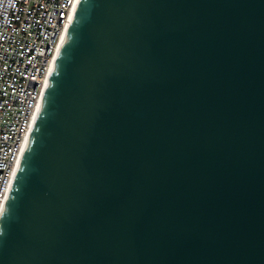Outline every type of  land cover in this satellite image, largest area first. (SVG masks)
Wrapping results in <instances>:
<instances>
[{
  "label": "water",
  "instance_id": "1",
  "mask_svg": "<svg viewBox=\"0 0 264 264\" xmlns=\"http://www.w3.org/2000/svg\"><path fill=\"white\" fill-rule=\"evenodd\" d=\"M0 264H264V0H77Z\"/></svg>",
  "mask_w": 264,
  "mask_h": 264
},
{
  "label": "built area",
  "instance_id": "2",
  "mask_svg": "<svg viewBox=\"0 0 264 264\" xmlns=\"http://www.w3.org/2000/svg\"><path fill=\"white\" fill-rule=\"evenodd\" d=\"M77 0H0V213Z\"/></svg>",
  "mask_w": 264,
  "mask_h": 264
},
{
  "label": "bare ground",
  "instance_id": "3",
  "mask_svg": "<svg viewBox=\"0 0 264 264\" xmlns=\"http://www.w3.org/2000/svg\"><path fill=\"white\" fill-rule=\"evenodd\" d=\"M66 32V31H65ZM65 32H64V34H65ZM64 34H63V37H64ZM63 37H62V39H61V43H62V40H63ZM61 43H60V45H61ZM59 48H60V46H59ZM59 48H58V51H59ZM58 51H57V53H58ZM57 55V54H56ZM49 75H50V73H49ZM49 77V76H48Z\"/></svg>",
  "mask_w": 264,
  "mask_h": 264
}]
</instances>
